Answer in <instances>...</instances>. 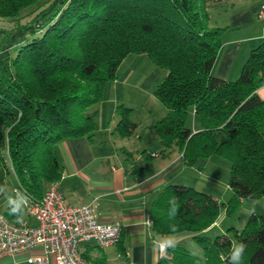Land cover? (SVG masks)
<instances>
[{
	"label": "trees",
	"instance_id": "16d2710c",
	"mask_svg": "<svg viewBox=\"0 0 264 264\" xmlns=\"http://www.w3.org/2000/svg\"><path fill=\"white\" fill-rule=\"evenodd\" d=\"M215 1L0 0L4 17L40 9L0 36V157L10 159L19 188L40 197L44 183L59 178L57 143L93 130L84 110L100 101L126 53L145 52L164 70L154 91L166 109L155 124L161 153L177 150L186 166L224 156L232 191L223 202L191 185H166L150 207L152 231L191 233L198 247L193 252L176 241L159 264H231L233 239L245 246L244 264H264V216L251 214L242 228L209 234L221 208L230 216L243 199L264 196V98L257 93L264 38L236 78L215 76L223 31L209 24L207 8ZM126 110L117 106L122 136L139 130ZM190 113L197 128L187 123Z\"/></svg>",
	"mask_w": 264,
	"mask_h": 264
},
{
	"label": "crops",
	"instance_id": "0c3cea01",
	"mask_svg": "<svg viewBox=\"0 0 264 264\" xmlns=\"http://www.w3.org/2000/svg\"><path fill=\"white\" fill-rule=\"evenodd\" d=\"M261 4L262 2L253 6V17L257 16ZM256 22L258 25L255 23L251 35L245 38L232 35L224 40L212 68L215 76L227 80L237 77L251 48L264 38V20L257 17ZM238 25L240 27L241 23L235 21L234 29ZM257 93L264 98V84L257 89ZM96 106L99 109L97 123L93 121L95 127L91 132L67 137L57 143L62 165L59 176L60 191L68 203H92L101 222L119 221L122 234L117 245L99 247L93 240L82 242L81 252L90 264H159L160 252L154 248V244L168 237L154 234L146 220L152 202L166 185L186 183L180 180L179 174L188 166L184 164L181 154L168 156L166 159L171 160L170 162L163 161L167 153H161V144L159 149L152 152L148 151L146 145L135 151L128 148L126 144L129 137L136 136L139 132L122 136L116 130L119 121L117 105L112 106L109 103L107 113L104 112L103 101ZM91 118L94 120L92 116ZM115 118L117 119L113 126ZM152 160L158 163L151 164ZM155 164L158 165L154 166ZM10 168L6 166V180L2 178L0 187L11 186L12 191L19 192L22 197L21 190L15 191L19 186ZM49 183H44L42 192ZM2 189L0 214L8 212L12 216V205L8 201L9 198L14 200V196L9 193L2 194ZM16 217L13 215L12 218ZM22 217L34 223L31 218L26 217L24 211ZM38 254H41L39 248L3 255L0 257V264H38L30 259ZM45 264L55 263L50 257Z\"/></svg>",
	"mask_w": 264,
	"mask_h": 264
},
{
	"label": "rangeland",
	"instance_id": "374dc122",
	"mask_svg": "<svg viewBox=\"0 0 264 264\" xmlns=\"http://www.w3.org/2000/svg\"><path fill=\"white\" fill-rule=\"evenodd\" d=\"M261 2L264 3V0H218L207 8L209 24L213 27L223 29L221 37L222 43L227 37L232 35L245 38L252 34L255 23H257V16L254 15L253 17L251 15L253 14L252 8ZM39 11V7L35 9L30 7L20 12L18 17L15 18L0 16V36H2L3 31L14 30L19 25L27 23L30 19L32 20ZM235 21L241 23V26L239 27L238 25L236 29H234ZM9 49L12 52L13 48L9 47ZM163 76L164 70L147 53L128 52L124 55L117 67L115 79L105 83L100 101L89 105L84 111L93 117V121L96 124L97 113L99 112L96 105L99 102L103 101L105 107L104 112L106 113L109 103L112 106L121 105L123 109L127 107L128 118L135 121L139 127L138 135L129 137L126 144L127 147L135 151L137 148L142 149L146 145L148 151L152 152L160 144L156 137L155 124L166 113L164 105L154 93L157 84ZM187 123L191 127L200 126L199 120L191 113L188 116ZM159 148H162V146ZM152 154L154 155V153ZM176 154L180 153L177 150H173L167 153L162 160L170 162L171 160L166 158ZM154 161L152 160L151 164L158 163ZM2 162L8 168L11 167V162L8 157L5 156L3 160L0 157V164L2 165L0 167V184H2V178L6 180L4 176L6 166ZM156 165L158 164L154 166ZM10 169L14 172L13 167ZM179 178L183 182H186V185H191L198 190L212 194L220 201L227 202L232 196V191L228 186L230 163L222 155L214 154L208 158L198 159L193 166L185 167V171L179 174ZM0 189L3 190H1L2 194L9 193L14 196V200H20L21 198L20 193H14L11 186L8 188L0 187ZM251 214L264 216V196L243 199L240 202L238 210L230 216H226L224 209L221 208L215 222L216 226L209 234L214 236L215 234H220V232H228V228L232 226L238 229L242 228ZM190 237L191 233L185 232L168 235V238H172L193 252H196V247L198 246ZM234 244L238 245L240 243L233 239ZM245 256L246 254L244 253L241 257L240 264H244Z\"/></svg>",
	"mask_w": 264,
	"mask_h": 264
},
{
	"label": "built area",
	"instance_id": "2783aa9c",
	"mask_svg": "<svg viewBox=\"0 0 264 264\" xmlns=\"http://www.w3.org/2000/svg\"><path fill=\"white\" fill-rule=\"evenodd\" d=\"M257 17L264 20V3ZM21 190L26 218L11 220L0 214V257L39 248L41 254L30 259L45 264L50 257L55 264H90L81 252L82 242L93 240L99 247L117 245L121 239L119 221L103 223L92 203H68L60 191V179L50 181L40 197ZM146 223L151 226L149 215Z\"/></svg>",
	"mask_w": 264,
	"mask_h": 264
},
{
	"label": "clouds",
	"instance_id": "9594fccd",
	"mask_svg": "<svg viewBox=\"0 0 264 264\" xmlns=\"http://www.w3.org/2000/svg\"><path fill=\"white\" fill-rule=\"evenodd\" d=\"M9 204L12 205L11 207V214L16 215L18 219H22V204L24 201L22 200H13L9 198ZM176 241L172 238H165L157 243L154 244V248L158 249L160 252V255L163 257L165 256L166 250L170 247H175ZM244 245L243 244H234L233 249L230 256L231 264H240V260L242 257V253L244 251Z\"/></svg>",
	"mask_w": 264,
	"mask_h": 264
}]
</instances>
